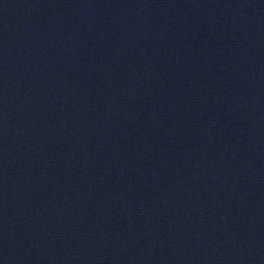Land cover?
I'll list each match as a JSON object with an SVG mask.
<instances>
[{"label":"water","instance_id":"water-1","mask_svg":"<svg viewBox=\"0 0 264 264\" xmlns=\"http://www.w3.org/2000/svg\"><path fill=\"white\" fill-rule=\"evenodd\" d=\"M0 264H264V0H0Z\"/></svg>","mask_w":264,"mask_h":264}]
</instances>
